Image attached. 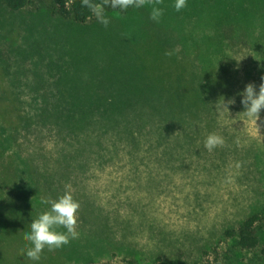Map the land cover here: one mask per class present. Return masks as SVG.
<instances>
[{
	"label": "rangeland",
	"instance_id": "1",
	"mask_svg": "<svg viewBox=\"0 0 264 264\" xmlns=\"http://www.w3.org/2000/svg\"><path fill=\"white\" fill-rule=\"evenodd\" d=\"M43 2L14 11L0 0V264H264L223 236L264 212V108L256 120L241 103L264 77V0L113 3L107 25ZM100 78L128 86L121 99L151 79L176 85L175 102L138 94L122 113L140 114L132 129L66 117L102 114L73 104L103 96ZM213 132L224 142L209 151ZM66 190L78 238L29 260L24 232L41 199ZM257 225L264 244V215Z\"/></svg>",
	"mask_w": 264,
	"mask_h": 264
},
{
	"label": "trees",
	"instance_id": "2",
	"mask_svg": "<svg viewBox=\"0 0 264 264\" xmlns=\"http://www.w3.org/2000/svg\"><path fill=\"white\" fill-rule=\"evenodd\" d=\"M44 1L43 3L46 4L50 13L57 15L65 20H68L73 23H85L88 20H95L100 21L95 14L94 8L100 9L102 12V16L104 17L111 11V6L114 3V0H88V4L82 2V0H1V2L10 10H19L24 8L26 5L38 3ZM91 5L92 7H89ZM116 51H118L116 49ZM126 64V63H125ZM123 66H125L123 64ZM122 66V67H123ZM128 67V64L125 66ZM151 79V78H149ZM152 85L154 88L161 92L162 94L167 93V98L169 99V103L172 105L175 102L174 99V92L176 93L177 87L173 86H165L162 85L161 82H156L154 79H151ZM108 83L103 84V80L99 79V86L101 88H97L94 86V92L101 93L103 96H100L96 102L89 100H84L83 102H77L74 99L73 104H82L84 110L86 112H93L98 111L102 114H65L69 115V117L79 118L78 116L86 117V119L93 121L95 124H99L101 131H105L106 127L104 125V121L106 120H113L115 125H121V123H125V120L128 122L126 125L131 128L134 119L133 116L140 115V114H122L126 110V106L132 101L140 98V95H146L147 93H153L154 88L151 85H144L147 84L144 82L142 87L137 86L138 88H133L132 94L133 96L131 99L120 98L119 95L117 98H114L112 95L116 92H124L126 89H129L126 86L123 90L115 91L111 86H105ZM132 84V83H130ZM92 87V86H91ZM96 89V91H95ZM174 89V91H173ZM141 90V91H140ZM138 94H140L138 96ZM145 99V98H143ZM131 117V118H130ZM70 118V119H71ZM102 118V119H96ZM129 118V119H128ZM104 119V120H103ZM102 120V121H101ZM103 124V125H102ZM130 124V125H129ZM168 126L166 125V128ZM132 129V128H131ZM264 210V208H263ZM261 213V214H260ZM264 212L252 211L248 215H246L236 227L226 228L223 231V236L226 238H230L234 245H232L233 250H240V251H250V250H258L259 255H256L259 258L264 257V244H261L259 231H258V223L262 220ZM261 246V247H259ZM74 264V263H70Z\"/></svg>",
	"mask_w": 264,
	"mask_h": 264
},
{
	"label": "clouds",
	"instance_id": "3",
	"mask_svg": "<svg viewBox=\"0 0 264 264\" xmlns=\"http://www.w3.org/2000/svg\"><path fill=\"white\" fill-rule=\"evenodd\" d=\"M82 2L88 4V0H82ZM133 3L139 7L143 0H114L113 6L127 8ZM185 4L186 0H175L174 8L179 11L185 7ZM89 7L92 6L89 5ZM93 10L100 22L107 25L108 21L103 18L101 10L96 8ZM160 14V9H154L151 13L153 19ZM227 102L231 103L232 101ZM241 103L244 105L246 114L257 120L261 109L264 108V77H262V83L258 90L251 83L245 85L241 93ZM220 106L226 107L224 97L220 101ZM223 142V137L219 134L209 133L205 138L204 147L211 151ZM41 204L46 206L45 209L31 218L28 230L24 232V238L29 246H26L22 251L29 260L34 262L40 260V254L45 248L49 251L59 249L79 236L76 230L79 202L74 199L70 190L64 191L55 199L42 198Z\"/></svg>",
	"mask_w": 264,
	"mask_h": 264
}]
</instances>
